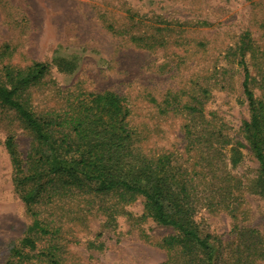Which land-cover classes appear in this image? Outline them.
<instances>
[{
  "label": "rangeland",
  "instance_id": "obj_1",
  "mask_svg": "<svg viewBox=\"0 0 264 264\" xmlns=\"http://www.w3.org/2000/svg\"><path fill=\"white\" fill-rule=\"evenodd\" d=\"M132 34L142 35L145 43L131 41ZM242 41L251 48L246 59L260 97L264 0H1L0 82L7 84V68L51 62L43 82L23 94L38 113L60 106L64 89L113 90L130 103V124L146 150L169 153L183 168L191 166L195 154L187 150L189 118L183 106L200 98L203 124L222 140L216 144L221 153L214 159L215 173L227 177L228 186L198 199V230L210 235L216 264H264L258 162L240 130L249 118L241 87ZM166 99L178 108L163 110ZM9 134L24 157L31 135L14 110L0 104V264H46L10 254L31 219L14 188L4 146ZM94 187L61 192L51 206H41V217L60 230L39 239L33 254L57 246L63 264H160L176 256L163 244L174 230L147 215L141 197L122 202ZM246 229L258 235L249 237Z\"/></svg>",
  "mask_w": 264,
  "mask_h": 264
},
{
  "label": "trees",
  "instance_id": "obj_2",
  "mask_svg": "<svg viewBox=\"0 0 264 264\" xmlns=\"http://www.w3.org/2000/svg\"><path fill=\"white\" fill-rule=\"evenodd\" d=\"M130 40L145 43L142 35L132 34ZM250 49L245 41L238 48L243 69L242 93L249 111L240 130L258 162L256 185L264 196V70L260 75L263 93L257 97L252 89L256 76L250 73L246 59ZM51 67L49 61H34L25 69L7 68V84L0 82V104L14 110L31 135L24 157L14 135L9 134L4 140L14 188L31 219L25 235L10 248L11 256L18 261L37 257L46 264H63L57 246L33 254L39 239L55 236L60 230L51 224L52 220L41 217V206H51L61 192L84 193L94 184L95 192L114 195L122 202L141 197L147 215L174 230L163 244L177 254L160 264H216L217 249L210 235L200 234L194 213L204 192L209 193L207 196L213 193V197L217 190L228 186V178L215 173L218 164L214 159L221 153L216 144L222 140L220 134L203 124L202 100L194 97L183 106L189 118L184 124L189 139L187 150L195 152L194 162L183 168L172 162L169 153L152 155L146 150L140 134L130 124V103L113 90L64 89L63 96H59L60 106L35 112L23 94L41 84ZM201 92L203 96L208 94L206 88ZM166 105L178 108L175 100L166 99L161 108L166 109ZM246 232L249 237L258 235L253 229ZM253 243L250 241L249 245Z\"/></svg>",
  "mask_w": 264,
  "mask_h": 264
}]
</instances>
